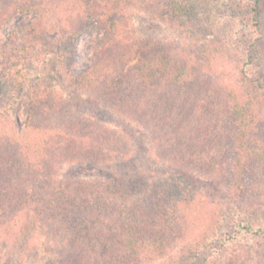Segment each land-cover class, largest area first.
Instances as JSON below:
<instances>
[{
	"label": "trees",
	"instance_id": "1",
	"mask_svg": "<svg viewBox=\"0 0 264 264\" xmlns=\"http://www.w3.org/2000/svg\"><path fill=\"white\" fill-rule=\"evenodd\" d=\"M249 2L242 14L233 0H0L1 242L25 252L41 237L44 264H137L139 239L188 231L203 212L200 238L169 264H258L241 249L264 238V0ZM245 20L252 41L207 40ZM89 32L101 38L74 75ZM46 37L62 93L32 74ZM226 57L236 91L215 73ZM88 166L107 172L76 169ZM10 248L0 264H24Z\"/></svg>",
	"mask_w": 264,
	"mask_h": 264
},
{
	"label": "rangeland",
	"instance_id": "2",
	"mask_svg": "<svg viewBox=\"0 0 264 264\" xmlns=\"http://www.w3.org/2000/svg\"><path fill=\"white\" fill-rule=\"evenodd\" d=\"M234 4L238 3L241 4V11L242 14H245L247 12V5L250 3L249 0H233ZM236 13V12H235ZM242 20L241 14H236L233 17V20L230 18V20L226 21L222 27L227 26L231 28H236L240 21ZM134 25L137 27V30L139 33L145 32L146 27L148 26H141L138 21L134 22ZM263 41L260 46V52L259 56L257 58L256 66L254 68V71H260V75H262L264 80V14H263ZM16 26V21H12L9 24V27ZM158 31L162 34L166 35L170 39H174L176 35L173 31L169 30V28L162 22H158ZM147 30V29H146ZM229 30V29H228ZM228 30H216L214 28H209L206 33L207 40L218 42V44H221L223 42H227L228 46H234L239 45L238 37H241L240 41H252L254 38V34L249 27V24H247V21H244V28H241L238 35L233 36L229 39L227 31ZM211 31V32H209ZM49 34V33H47ZM205 35V34H204ZM101 38V33L98 32H89L86 34H83L78 41L76 50H75V69H74V75H78L82 70H84L90 63V57L92 55V50L94 46L97 44L99 39ZM44 41L43 46H40V52L39 55H37V59L35 61L34 69H32V74H38L39 72H43V75L40 76L39 73V81L42 80V82L52 87L55 90V93H62L60 91V86L56 82V77L54 75L53 71V54H52V43L48 41L47 37L43 39ZM220 66L216 68V72L219 76H222L224 80H227V85L233 88V90L241 89L240 83L230 80L229 78L232 77V57H226L222 60H219ZM34 70V71H33ZM215 71V70H214ZM229 77V78H228ZM41 78V79H40ZM238 83V84H237ZM2 87V81L0 82ZM72 102L67 103V105H73L75 104L74 99L70 98ZM26 103L25 101H22L20 103L19 108V118L20 122H23L25 119V112H26ZM133 160V158H131ZM77 166V165H75ZM87 166V165H86ZM70 165H64L62 168L58 170V176L61 178H64L68 175L70 172ZM130 169H135L136 164L134 161H131L129 163ZM76 169L81 173V175H89L93 176L98 171H105L104 169H100V167H87L84 168L83 171H80L78 167ZM257 170V169H256ZM73 172V171H72ZM71 173V172H70ZM87 176H79L83 179H86ZM89 178V177H88ZM207 214L201 212V214L196 219L197 226L189 229L187 231V228L184 229L181 224L178 225V229L171 232L172 236L171 238H158L155 237L151 238H144L139 239L138 243L136 244V252L139 253L137 258L138 262L137 264H169L175 260L178 259V257L181 255V253L187 249H190L195 245V243L198 241L201 235L202 227L204 226V222L207 219ZM35 239H38L35 237ZM5 240V239H2ZM39 240V239H38ZM40 243H42V239L40 237L39 243L36 245L35 241H32L29 243V245L26 247L25 252H21L18 248H12L11 245H6L1 242L0 239V247L1 249H7L10 248V251H15L16 257L24 258L23 263L24 264H44L47 260V255L42 252V250L39 248ZM31 246H34L31 247ZM31 249V250H30ZM131 249V248H130ZM241 249H243L244 252L248 253V256L252 259H256L258 261V264H264V238L256 237L252 240H246L241 244ZM129 250V249H128ZM128 257V256H127ZM128 264H133L130 257H128Z\"/></svg>",
	"mask_w": 264,
	"mask_h": 264
}]
</instances>
